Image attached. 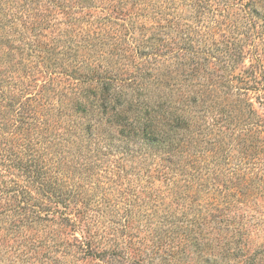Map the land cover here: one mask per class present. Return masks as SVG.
<instances>
[{
	"label": "trees",
	"instance_id": "16d2710c",
	"mask_svg": "<svg viewBox=\"0 0 264 264\" xmlns=\"http://www.w3.org/2000/svg\"><path fill=\"white\" fill-rule=\"evenodd\" d=\"M0 264H264V0H0Z\"/></svg>",
	"mask_w": 264,
	"mask_h": 264
}]
</instances>
